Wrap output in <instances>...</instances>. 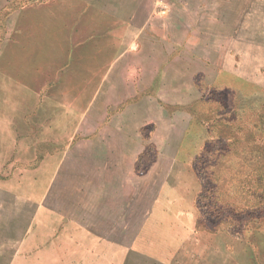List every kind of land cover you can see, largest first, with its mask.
<instances>
[{
  "label": "rangeland",
  "instance_id": "374dc122",
  "mask_svg": "<svg viewBox=\"0 0 264 264\" xmlns=\"http://www.w3.org/2000/svg\"><path fill=\"white\" fill-rule=\"evenodd\" d=\"M100 39L115 101L73 134L45 117L95 89L38 85L90 69ZM258 115L264 0H0V264H264L261 157H227Z\"/></svg>",
  "mask_w": 264,
  "mask_h": 264
},
{
  "label": "crops",
  "instance_id": "0c3cea01",
  "mask_svg": "<svg viewBox=\"0 0 264 264\" xmlns=\"http://www.w3.org/2000/svg\"><path fill=\"white\" fill-rule=\"evenodd\" d=\"M112 35V34H111ZM98 42L97 46L99 45L98 51H96L95 54V63L94 65L89 69L88 66H83V69H80L78 67H72V69H66L65 67H60L57 71L53 72V75L50 79L44 80V83H41V85H38L39 87H44V88H49V87H54L60 84L62 81L61 85L70 87V88H79V87H85V88H94V92L92 91V95L88 98L87 96L81 95L80 91L76 89V91L72 94L71 97L68 98H55L56 102L58 103V108H54L52 111L48 112L45 118L47 119H52L56 118L57 115L59 117H62L65 120L68 121H77L74 126V133H77L80 128L82 127V121L87 120L90 115L94 114V118L98 121L103 120V112L108 114V111L110 107H112L113 102L115 99L110 95V97L107 94V91L104 93L105 88H113L116 86L118 79H117V65H118V55L117 52L114 54V58L111 55V49H103V42L101 41ZM112 36H110V47L112 48ZM109 42L106 43L108 45ZM103 54H106V62H107V67L104 68L103 66V61L102 57ZM100 58H96L99 57ZM114 69V73H113ZM47 73H49V67L47 66L45 68ZM55 77V78H54ZM54 78V79H53ZM67 134H70L68 132ZM55 146V145H54ZM52 147L48 149L46 152L51 153V152H56V151H62L59 148ZM65 149L63 150H68V146L64 147ZM32 152L33 155L28 161V163L31 164L32 167H45L51 165V161L53 154H43V155H38V148L36 146L32 147ZM38 156H41L38 157ZM47 159V162L45 163V159ZM37 158V159H36ZM18 159H13L10 162H13L14 166L17 167V162ZM19 161V160H18ZM50 161V162H49ZM20 162V161H19ZM34 162H37L34 164ZM64 162V160H63ZM16 176H14L15 179ZM36 179V177H35ZM12 198H14L15 203L14 206L19 210L18 213L19 215H23V197L20 195H17L14 192L9 193ZM8 194V195H9ZM29 204V205H28ZM25 206L29 207H35L38 213V209L40 206V202L38 198H27ZM53 206V207H52ZM51 206L52 212L50 214L56 216V215H62V212L59 211L61 207H57L56 204H53ZM63 207V206H62ZM35 213V216L32 217H39V214ZM38 215V216H37ZM27 217H30V213H27ZM31 217V219L27 222L29 224L30 222L33 223L35 220Z\"/></svg>",
  "mask_w": 264,
  "mask_h": 264
},
{
  "label": "trees",
  "instance_id": "16d2710c",
  "mask_svg": "<svg viewBox=\"0 0 264 264\" xmlns=\"http://www.w3.org/2000/svg\"><path fill=\"white\" fill-rule=\"evenodd\" d=\"M253 114V113H252ZM255 114V113H254ZM253 114V115H254ZM254 119L248 121L247 126L245 127V133H244V137L242 138L243 142L242 144H245V148L244 151L242 152L239 149H235V152L231 151L227 154V157H231L232 158H237L238 160H244L246 163H251L252 161H249L248 158H250L252 160V158L255 157V155L252 156V154H258L261 158H260V163L264 166V137H260L259 134H257V132L251 130L256 128V129H264V118L262 117V115H258L257 117H253ZM206 121L211 122L209 120V118L206 119ZM212 123L215 124V119L212 120ZM210 123V124H212ZM250 123V124H249ZM253 142L256 143L255 145L253 144V146L249 147V144ZM226 156V155H225ZM229 200H227L228 202Z\"/></svg>",
  "mask_w": 264,
  "mask_h": 264
}]
</instances>
